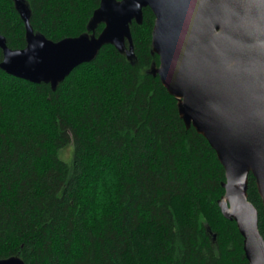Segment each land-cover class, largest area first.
<instances>
[{"label":"trees","instance_id":"trees-1","mask_svg":"<svg viewBox=\"0 0 264 264\" xmlns=\"http://www.w3.org/2000/svg\"><path fill=\"white\" fill-rule=\"evenodd\" d=\"M23 1L32 31L47 40L104 29L88 32L101 0ZM154 22L144 8L142 23L130 25V56L105 45L55 88L0 68V260L248 264L235 222L218 206L224 169L153 72ZM0 35L11 50L26 46L12 0H0ZM247 197L264 240L251 175Z\"/></svg>","mask_w":264,"mask_h":264},{"label":"water","instance_id":"water-1","mask_svg":"<svg viewBox=\"0 0 264 264\" xmlns=\"http://www.w3.org/2000/svg\"><path fill=\"white\" fill-rule=\"evenodd\" d=\"M12 1L25 24L26 46L11 50L0 35V68L53 88L105 45L130 56V25H140L143 9L151 10V48L159 59L153 72L177 99L186 128L216 153L225 173L220 212L235 222L248 264H264L258 213L247 197L251 175L264 207V0H101L88 32L103 24L102 32L59 42L35 34L25 2ZM0 264L24 263L11 257Z\"/></svg>","mask_w":264,"mask_h":264},{"label":"rangeland","instance_id":"rangeland-1","mask_svg":"<svg viewBox=\"0 0 264 264\" xmlns=\"http://www.w3.org/2000/svg\"><path fill=\"white\" fill-rule=\"evenodd\" d=\"M71 151H72V148H70V149L67 148L66 150H64V152H63L62 155H63V157H64L65 159H64L63 157H62V159L65 160V161H67V162H69V161H70L69 158H70V156H71ZM67 159H69V160H67Z\"/></svg>","mask_w":264,"mask_h":264}]
</instances>
